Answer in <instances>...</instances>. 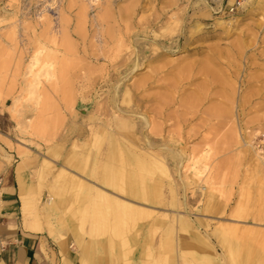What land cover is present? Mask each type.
<instances>
[{
    "label": "rangeland",
    "instance_id": "obj_1",
    "mask_svg": "<svg viewBox=\"0 0 264 264\" xmlns=\"http://www.w3.org/2000/svg\"><path fill=\"white\" fill-rule=\"evenodd\" d=\"M68 1L0 0V171L14 167L34 200L23 216L48 238L43 257L58 264L86 238L81 264H264V153L251 142L264 135V5L217 16L206 0ZM99 30L133 44L123 60L162 54L124 79L151 76L145 87L116 93ZM39 47L59 54V86L33 94Z\"/></svg>",
    "mask_w": 264,
    "mask_h": 264
},
{
    "label": "bare ground",
    "instance_id": "obj_2",
    "mask_svg": "<svg viewBox=\"0 0 264 264\" xmlns=\"http://www.w3.org/2000/svg\"><path fill=\"white\" fill-rule=\"evenodd\" d=\"M99 2V0H69L68 2L70 3H79L81 2L82 5H85L86 2H89V3H96V2ZM245 1V0H244ZM250 1V0H249ZM255 1V0H254ZM257 5H264V0H257ZM81 11V10H80ZM52 17V15H50ZM53 19L49 18V17H46L45 18V24H50L51 21ZM49 26V25H48ZM44 31V30H43ZM46 32V31H45ZM46 35V34H45ZM127 37V36H126ZM44 38V37H43ZM83 38V37H82ZM128 40V39H127ZM43 43V42H42ZM46 43V42H45ZM41 44V43H40ZM39 44V46H40ZM44 44V43H43ZM114 44V46H113ZM47 45V44H46ZM42 46V45H41ZM50 47V46H49ZM93 47H97L99 49V54L102 55L104 58H108L110 60V62L112 63V68H113V74L114 75H117L116 73H119L118 75H120V77H118V79L116 80L115 78L113 79V77H111L110 79H113L114 80V90L116 91L117 93V89L119 88H124L126 89V91H130L131 89L133 90H139L141 87H145L146 84L148 83V79H150L151 76H146V77H143L142 79H140L139 81L135 82L133 85L131 86H128L126 85V83L124 82V79H127L129 80L130 79V76L131 74H133V72L138 69L141 65L145 64V63H151L152 61H155V60H159L161 59V55L159 53V55L155 56V57H145L143 54L144 53H138V51L136 52L135 49H133L134 51H132V53L130 54V56L128 58H126L125 60H123L122 58V55H121V52L124 50V48L128 49V48H132L133 47V44H126L125 41L123 39H115L114 37H111V36H108V35H105V33L102 31V30H99L97 32V35H96V43H95V46ZM146 47V46H145ZM46 48V46H45ZM44 47L40 48L39 47V50L36 51V53L33 54V56L30 58V60L28 61V64H27V67H26V73H25V80H24V83L26 86L29 87L31 93L35 94V91L38 87L40 86H45V87H49V86H54V85H58V80L56 78V65L55 63L53 62V58L54 57L53 55H57V54H54L55 51L54 50H50L52 52V57L49 56V53H44V50H45ZM144 48V47H143ZM55 49V48H54ZM58 49V48H57ZM59 50V49H58ZM147 50V49H146ZM54 51V52H53ZM60 51V50H59ZM58 51V52H59ZM145 51V50H144ZM95 52V51H94ZM112 52L115 53L113 56H112ZM60 53V52H59ZM43 54H46L45 56ZM65 54V52L63 53ZM93 54V53H91ZM98 54V53H97ZM43 55V56H42ZM51 55V54H50ZM59 55V54H58ZM66 55V54H65ZM94 55V54H93ZM87 57V56H86ZM101 58V57H100ZM147 58V59H146ZM103 59V58H102ZM213 58H211L212 60ZM56 60V58H55ZM54 60V61H55ZM81 60V59H80ZM88 60H89V57H88ZM97 60V58L95 59ZM103 61V60H102ZM63 63V62H62ZM95 63V62H94ZM57 64V63H56ZM59 64V63H58ZM57 64V65H58ZM64 64V63H63ZM103 64H105V62H103ZM85 65V64H84ZM106 65V64H105ZM105 65H102V69L105 70V72H107V66ZM146 65V64H145ZM110 66V65H109ZM165 67V66H164ZM110 70V69H109ZM156 71V70H155ZM91 72V71H90ZM116 72V73H115ZM111 72H108V74L110 75ZM111 74V75H113ZM152 75V74H151ZM80 76H77V78H75V80L73 81V85L74 87H79L80 84H82V82L79 80ZM109 79V80H110ZM108 80V81H109ZM63 81V80H62ZM212 82V80L210 81ZM59 86V85H58ZM51 88V87H50ZM115 99H116V96H115ZM118 110V109H117ZM120 115V114H119ZM138 118L140 119H143V122L145 121V124L149 123L150 124V120L143 116V114H138ZM153 125V124H152ZM162 125V124H161ZM103 126V125H102ZM101 125H98V127L95 129L92 130V133L93 135L96 137H99L101 136L102 134H104L106 132V128L104 129ZM153 127V126H152ZM161 129L159 128H156L154 130H151L150 133H155V134H159L161 133ZM149 133V132H148ZM149 133V134H150ZM146 134V133H144ZM106 136V135H105ZM93 137V136H92ZM148 139V136H144ZM94 138V140H95ZM101 138V137H99ZM146 139V143H147V150H154V149H157L158 147L157 146H154L155 144L151 145V143L148 142V140ZM91 141V140H89ZM91 144V142H90ZM108 146V144L105 142L104 144H100V143H95L93 144V148L95 149H98V150H105L106 147ZM154 146V147H153ZM91 147V148H92ZM90 148V147H89ZM88 148V149H89ZM124 148V145L119 141L117 143V149L119 152H121V149ZM141 148V147H140ZM145 148V149H146ZM161 148L163 149H169L170 147L165 145V146H161ZM122 153V152H121ZM119 153V155L121 154ZM121 157V156H120ZM152 157H156V156H152ZM120 162L122 161V157L120 158ZM122 163V162H121ZM66 174V173H65ZM64 175V174H63ZM122 189V187H121ZM99 191V190H98ZM97 193V192H96ZM94 194V193H93ZM98 194V193H97ZM101 195H105L104 194H101ZM107 195V194H106ZM96 197V196H95ZM99 197V196H98ZM104 197V196H103ZM108 197V195H107ZM101 199V198H100ZM106 199V198H105ZM107 200V199H106ZM113 201H116L115 199H112ZM109 201V200H107ZM106 201V202H107ZM120 201V200H119ZM117 202V201H116ZM109 203V202H108ZM118 203V202H117ZM121 203V202H120ZM119 203V204H120ZM124 203V202H123ZM118 204V205H119ZM110 206V204H109ZM120 207H123L122 211H133L135 208L131 205V204H124V205H121ZM138 207V206H137ZM104 209V208H103ZM108 209V208H107ZM121 209V208H120ZM111 210V209H110ZM104 212V211H103ZM108 212V210H107ZM134 212V211H133ZM132 212V213H133ZM128 213V212H127ZM123 215V214H122Z\"/></svg>",
    "mask_w": 264,
    "mask_h": 264
},
{
    "label": "crops",
    "instance_id": "obj_3",
    "mask_svg": "<svg viewBox=\"0 0 264 264\" xmlns=\"http://www.w3.org/2000/svg\"><path fill=\"white\" fill-rule=\"evenodd\" d=\"M21 180L18 181L14 167L6 166L0 171V264H54L42 255V237L48 238L42 231H33L25 226L23 198L34 200ZM76 241L74 247L66 249L62 260L57 255L58 264H81L84 259L79 257L77 247L84 249L88 259L93 261V243L86 238Z\"/></svg>",
    "mask_w": 264,
    "mask_h": 264
},
{
    "label": "built area",
    "instance_id": "obj_4",
    "mask_svg": "<svg viewBox=\"0 0 264 264\" xmlns=\"http://www.w3.org/2000/svg\"><path fill=\"white\" fill-rule=\"evenodd\" d=\"M217 16L234 15L242 7L244 0H206ZM253 148L264 153V135L257 134L251 139Z\"/></svg>",
    "mask_w": 264,
    "mask_h": 264
}]
</instances>
